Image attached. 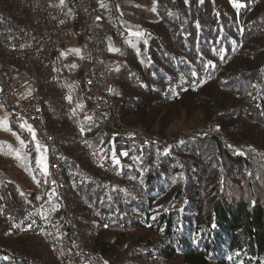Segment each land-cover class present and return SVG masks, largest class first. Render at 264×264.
Segmentation results:
<instances>
[{
	"label": "trees",
	"instance_id": "obj_1",
	"mask_svg": "<svg viewBox=\"0 0 264 264\" xmlns=\"http://www.w3.org/2000/svg\"><path fill=\"white\" fill-rule=\"evenodd\" d=\"M148 5L153 17L142 10L118 16L128 39L109 36L100 52L111 84V119L99 126L85 93L89 114L78 117L103 164L132 188L114 189L108 198L99 184L76 180L74 167L91 177L95 172L77 153L63 173L61 201L55 190L45 195L49 171L35 175L32 167L14 176L11 156L0 154V264H72L64 255L56 261L34 230L18 227L35 203L53 226H64L69 236L77 231L98 255L89 264H264V0ZM56 18L81 46L76 9ZM66 63L61 70L71 76ZM7 106L11 130L33 155L20 127L26 120ZM209 119L219 123L221 136L184 137L170 151L158 147L175 121ZM121 129L136 133L111 141V132ZM7 146L11 151L15 144ZM65 208L75 218L72 230Z\"/></svg>",
	"mask_w": 264,
	"mask_h": 264
},
{
	"label": "built area",
	"instance_id": "obj_2",
	"mask_svg": "<svg viewBox=\"0 0 264 264\" xmlns=\"http://www.w3.org/2000/svg\"><path fill=\"white\" fill-rule=\"evenodd\" d=\"M123 2L124 0H80L86 17L85 48L82 49L90 53V66H84V71L88 74L90 85L97 94V101L94 106H96V115L99 117V122L100 115H108L109 120L113 113L111 103L107 100V90L111 86L107 84L106 78L100 76V68L104 65L100 53L95 52V45H104L106 36L114 35L121 38L122 28L117 19ZM90 5H97V12H90ZM17 6H19V13H10L8 0H0V16L6 21V28L0 31V46L5 53V60L0 61V96L9 100V106L20 112L22 117L33 124L43 137L48 149L49 164L47 174L49 187H44L45 195L55 190L57 196H59L56 175L57 162L61 160V157L66 156L57 153L54 149L53 138H51L45 127H40V112L38 111V97L35 95L33 87L32 65H34V59H43V65L44 62H52V69L46 70L53 71L55 88L62 91V107H55L53 98L49 99V108L54 112L57 127H60L61 138L66 137L63 136L62 126H59V119H66L73 126V138L71 140L74 141V145L84 146V138L88 137L81 131L79 124L74 123V115H77L78 104L76 98L71 97V89H75L73 80L70 75L62 72L60 64L62 55L59 51L61 48L70 47L72 38L65 33L61 23L56 18V10L51 0H17ZM91 14H98V23H89ZM20 20H27V27H20ZM46 26H53V34H46ZM42 42H49V51H41ZM68 97H71L70 101ZM57 108H64V115H57ZM86 114H88L87 107H85ZM102 123L105 126L107 122ZM114 132L136 133L131 129H121ZM195 135L216 136V132L214 128L208 126L203 128L202 133L183 134V136ZM172 140L159 139L157 145L160 149H166ZM115 157L118 161L122 160V156ZM100 166L110 172L107 166ZM78 172H81L80 168L73 169L71 175ZM113 176L119 175H113L110 172V182H99L95 179L93 181L95 184H107L109 196V191L121 186L113 184ZM37 206L39 207L38 203ZM56 209H58V206H56ZM63 218L69 226L66 216H63ZM38 229H49V227L37 218V231H35L37 234ZM65 237H72V246L64 247L71 248L73 264H89L87 259L96 261L94 254L77 251V246L73 244V232L70 236H63V239Z\"/></svg>",
	"mask_w": 264,
	"mask_h": 264
},
{
	"label": "bare ground",
	"instance_id": "obj_3",
	"mask_svg": "<svg viewBox=\"0 0 264 264\" xmlns=\"http://www.w3.org/2000/svg\"><path fill=\"white\" fill-rule=\"evenodd\" d=\"M70 1L79 15V33L82 40L81 45L83 46L82 48H85L86 17H85L84 8H82L80 0H70ZM87 1H94V0H87ZM8 5H9L10 13H19V6H17V0H8ZM90 12H97V5H90ZM97 18H98V14H91L89 16V23H98ZM20 27H27V20H20ZM4 28H6V21H4L0 16V31L4 30ZM46 34H53V26H46ZM123 36L124 33L123 30H121V38H123ZM108 37L109 36H106V40ZM102 47L103 44H96L95 52L100 53ZM41 51H49V42L41 43ZM84 52H85L84 65L90 66V53L88 51H84ZM3 60H5V53L2 50V47L0 46V61ZM46 69H52V62H44L43 65V59H34V65H32V74L34 75L33 87H34L35 95L38 97V111L40 112V127H45L46 131L49 132L51 138H53L54 149H56L57 153H61V155L66 156V157H61V160H58L57 168H56L57 184L59 186L60 200L61 201L64 200L63 173L65 171V168L66 170L68 169V165L73 159L74 154L77 153L83 154L88 165L91 166L95 170V172H94V176L91 177L86 172L80 169L81 172L73 173V177L76 180L84 181L88 183H94L93 179L98 180L99 182H110V172H111L113 175H119V176H113V184L121 185L115 187L114 189L122 190V188L126 186V188L130 190L133 184L128 180L124 181V184L123 181L121 183L120 174L117 170H113L108 167L110 169V172H107L105 168H102L100 166V165L103 166L106 165H104L103 161L100 160L98 148L91 145L88 138H84V146L74 145V141L71 140V138H73V126L72 123L70 121H66V119H59V126H62L63 136L66 137L64 139L61 138L60 127H57L54 112H52L51 109L49 108L50 107L49 99L54 98L55 107H62V91L56 90L55 88L53 71H47ZM100 76L101 78H106L107 84L111 86L107 78V75L105 74L104 67L100 68ZM81 84L83 89L81 92L83 93V95L85 93L88 96L93 111L96 113V106H94V104L97 101V94L92 89V86L90 85V80L88 78V74L84 70L82 71ZM75 85H77V83L74 84V88ZM76 93H77L76 88L71 89L72 98H76L75 95ZM110 93H111V88L107 90V100L109 101H110L109 99ZM3 99L9 104V100H7L6 98ZM57 115H64V108H57ZM78 117H79V107L77 106V115H74V123H77L80 126ZM107 121H108V115H100L99 126L103 127L102 122H107ZM208 126H211L212 128L215 129L217 137L221 136L220 135L221 132L217 126L216 121L214 119H210L201 124L185 127L184 129L182 128L183 131L177 133L175 136L161 137L160 139H173L171 143L167 145L166 149L163 150L170 151L173 148L177 147L182 143L184 137H203L202 135L183 136V134L202 133L203 128H206ZM134 135L135 134H130V133L111 132L109 137L110 139L121 138L125 140H130L134 137ZM95 160L97 161L98 164L96 163ZM137 164H138L137 160L130 161L131 167H137ZM77 168L79 167H74L73 169H77ZM43 187H49V178H47V174L43 178ZM96 189L101 191L108 198L110 197L111 191L114 190L112 189L111 191H109V196H108L107 184H99V187L96 186ZM31 192L32 191H30V193ZM65 209L66 210L63 212V216H66L67 221L69 223V227L72 230L75 227V218L72 212L69 210V208H65ZM23 216H25V218L19 221L18 223L19 228H22V230L24 228L25 230L30 229L32 231L33 230L37 231V218H39L44 224L47 225V227H49V229H38V234L36 233V235L47 244V246L51 249V253L54 254V257H57L56 259L60 260L62 258L61 256L64 255L68 257L73 264L71 248L64 247V246H72V237H69V240H67L68 237H65L63 239V236H69L68 235L69 231L66 230L64 226H53L52 223H50L46 219L45 215L41 212L40 208L37 206L36 203L35 205L33 204V208H31L29 211L24 213ZM72 232H73V244L77 246V251L82 253L90 252L91 254H94L95 257L98 256V255L96 256L95 252L89 246L88 248L83 247L85 243L83 245L81 244L83 240L81 239L80 235L77 233L76 230L73 229Z\"/></svg>",
	"mask_w": 264,
	"mask_h": 264
},
{
	"label": "rangeland",
	"instance_id": "obj_4",
	"mask_svg": "<svg viewBox=\"0 0 264 264\" xmlns=\"http://www.w3.org/2000/svg\"><path fill=\"white\" fill-rule=\"evenodd\" d=\"M51 1H52L53 7H55L56 14L61 13V12L70 11L71 7H74L73 5L72 6L69 5L70 0H64L63 4L60 3V0H51ZM125 10H132V11L142 10L144 15L149 16V17H153V10H152L151 6L148 5V0H124V4L122 5V7L120 9L121 12H120L119 16H122V17L125 16V14H126V12L124 13ZM71 38H72V45L66 49L61 48L59 52L63 53V60L66 59L70 62V63L69 62L66 63V60H65V63L67 65L72 64L71 67L74 66L73 70L77 69L76 70L77 73H75V78H74L76 80V78H82L81 77L82 71L84 70V66H85L84 65L85 64L84 63L85 62V52L82 49L83 46L79 45V40L73 35H71ZM117 38L119 41L120 40L123 41L124 39H128V37L125 38L124 36H123V39L119 38V37H117ZM81 44H82V40H81ZM76 50H79V52H77ZM81 83H82V80H81ZM75 88L77 89V93L75 95H76V101L78 104L77 106L79 107V115L85 116V107H87V104H86V102H84V99L82 97V96H84L83 93L81 92L82 87H78L77 85H75ZM4 101L5 100L3 98H1V96H0V120H3L6 118L7 122H9L8 115L11 112V110L7 106L8 103L5 101L7 103L6 104ZM80 109H82V110H80ZM196 116L201 117L202 113L199 111L196 113ZM23 124H25L26 126L30 125L35 131V140H33L32 134L27 131V127L24 128L25 131L27 132L29 138H30V141L32 142L31 145L33 147L32 148L33 149V155H30L29 152L28 153L25 152V149H24L25 148V142H24V145L22 146L20 144L19 140L16 139V136H14L12 133L15 132L16 135L19 136L21 140H22V137L16 131H13V130H11V131L0 130V154L4 155V156H6V155L11 156L10 160L13 162V166L11 165L10 173L13 174L14 176L16 174L18 176H20V175L22 176V174L25 175L24 171L27 172L28 170L32 169V167H33V173L35 175L36 174L45 175L49 171L47 145L33 124H31L27 120ZM217 124H219V123L217 122ZM8 125H9V123H8ZM194 125H196V124L183 125L180 120L175 121L173 124H171L167 128V133L165 136H175L177 133L182 132L185 127H190V126H194ZM220 130H221V127H220ZM221 134L222 133H220V135ZM11 143L12 144L14 143L15 147H14V150L10 151L9 146H7V144H11ZM37 143L39 145H41L40 151H37V149H36ZM17 151L20 153L19 158L16 155ZM31 157H33V161L31 160ZM10 160H8V162ZM132 161H134V160H132ZM31 162H33V166H31ZM20 166L23 169L22 172L19 171V170H21ZM45 166L47 167V172L44 171ZM27 191H28V193H30V190H27ZM37 238L42 240L38 236H37ZM84 243L85 242L82 241L81 244L83 245ZM45 245H47V244L45 243ZM83 247L88 248V245H86V243H85L83 245ZM52 255L54 256V254H52ZM55 258H57V257H55ZM56 261H59V260L56 259ZM168 264H175V262H169Z\"/></svg>",
	"mask_w": 264,
	"mask_h": 264
},
{
	"label": "snow or ice",
	"instance_id": "obj_5",
	"mask_svg": "<svg viewBox=\"0 0 264 264\" xmlns=\"http://www.w3.org/2000/svg\"><path fill=\"white\" fill-rule=\"evenodd\" d=\"M60 3L63 4V3H64V0H60ZM153 10H155V9H153ZM97 19H99V18H97ZM135 35L139 36V35H142V33H136ZM76 51L79 52V50H76ZM115 51H118V50H115ZM68 99H69V101H70V100H71V97H68ZM89 119H90V118H89ZM20 127H21V128H25V127H27V131L30 132V133L32 134L33 140H35V131H34V129H33L30 125H27V126H26L25 124H21ZM0 130L11 131V128H10V126L8 125V122H7V119H6V118L3 119V120H0ZM81 131L83 132L84 130L81 129ZM12 134H13L14 136H16V139L19 140L20 144L23 146V145H24V141L21 140L20 137L17 136L15 132H13ZM36 149H37V151H40V149H41V145H39V144L37 143V145H36ZM16 155H17V157L19 158L20 153L17 151ZM117 163H119V161H117ZM44 171L47 172V167H46V166H45V168H44Z\"/></svg>",
	"mask_w": 264,
	"mask_h": 264
},
{
	"label": "crops",
	"instance_id": "obj_6",
	"mask_svg": "<svg viewBox=\"0 0 264 264\" xmlns=\"http://www.w3.org/2000/svg\"><path fill=\"white\" fill-rule=\"evenodd\" d=\"M60 54H62V56H61V61H63V53H60ZM65 60H66V59H64V61H65ZM66 62H69V61L66 60ZM69 63H70V62H69ZM71 65H72V64H70V67H71ZM71 68H72V72H73L74 75H71L70 78L73 80V83H74V84L77 82V86H78V87H82V84H80V81H76V80L74 79V78H75V73H77V72H76L77 69H76V70H75V69L73 70L74 66H72ZM68 75H69V74H68ZM82 97H83L84 102H85V98H84V96H82ZM118 170H119V169H118Z\"/></svg>",
	"mask_w": 264,
	"mask_h": 264
}]
</instances>
